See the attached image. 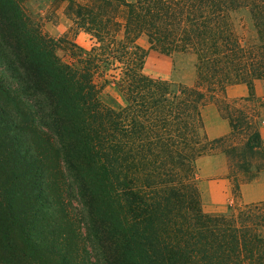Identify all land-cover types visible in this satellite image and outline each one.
Here are the masks:
<instances>
[{
  "label": "trees",
  "instance_id": "16d2710c",
  "mask_svg": "<svg viewBox=\"0 0 264 264\" xmlns=\"http://www.w3.org/2000/svg\"><path fill=\"white\" fill-rule=\"evenodd\" d=\"M26 1L0 0V264H264V201L210 214L197 182V160L240 129L247 149L264 145L242 109L214 139L202 114L217 90L253 98L264 80V0H63L89 49L46 33ZM242 8L256 43L234 28ZM143 36L194 55V85L145 74ZM110 72L119 109L95 82Z\"/></svg>",
  "mask_w": 264,
  "mask_h": 264
},
{
  "label": "rangeland",
  "instance_id": "374dc122",
  "mask_svg": "<svg viewBox=\"0 0 264 264\" xmlns=\"http://www.w3.org/2000/svg\"><path fill=\"white\" fill-rule=\"evenodd\" d=\"M76 1L85 3L89 0ZM67 6L68 1L63 0L26 1V7L31 17L46 33L56 39L67 38L84 49H89L93 43L91 35L83 30L77 29L73 21L66 15ZM233 18L234 28L243 42L246 44L256 43L258 33L250 11L246 8L239 9L234 13ZM79 32L81 35H77ZM139 44L148 49L143 67L145 74L189 86L194 85L196 81V58L194 55L184 53L164 54L156 49L150 48L148 39L145 36L139 39ZM57 54L63 61L68 63L76 60L71 51V46L67 41L59 44ZM111 74L113 72L109 74H97L95 76V82L101 86L99 93L101 101L115 109H119L125 106L127 102L118 85L110 81L112 78ZM246 91L247 87L242 83L217 90L216 94L203 106L202 114H205L212 120L214 114L218 112L222 117L226 118L227 115L234 113V108H239L251 116L253 124L257 127L261 119L260 116H262V110L264 111V80L258 82L253 98L242 96ZM227 104L229 107H226ZM250 132L249 129L244 127L235 132L230 140L223 142L219 146V150H225L224 153L228 156L230 166V172L227 178L230 180L231 194L224 204H213L214 201L210 194L205 193V190L201 189L200 179L197 175L202 206L207 213H222L230 204H233V207L234 205L247 204L242 200L241 189L238 190L237 184L239 183L241 188V184L249 183L261 171H264V145L253 150H249L245 146ZM233 146L236 150L228 154L226 151ZM244 162L249 163V166H247L248 169H245ZM205 181L209 182V180Z\"/></svg>",
  "mask_w": 264,
  "mask_h": 264
},
{
  "label": "crops",
  "instance_id": "0c3cea01",
  "mask_svg": "<svg viewBox=\"0 0 264 264\" xmlns=\"http://www.w3.org/2000/svg\"><path fill=\"white\" fill-rule=\"evenodd\" d=\"M77 35H81V33L79 32ZM259 81L255 84V90L257 89ZM242 96L249 97L248 87L247 91L244 92ZM261 115V119L258 123V130L264 141L263 110ZM203 119L206 133L211 139L226 136L233 132L230 121L227 118L222 117L218 112L214 114L212 120H210L205 114H203ZM229 172V159L224 152L201 156L197 160V175L200 179L201 189L205 190V193L210 194L214 201L213 204H224L228 200L231 194L230 180L227 178ZM205 180H209V182H206ZM240 189L242 200L246 203L264 200V171H261L256 178L249 183L241 184Z\"/></svg>",
  "mask_w": 264,
  "mask_h": 264
}]
</instances>
